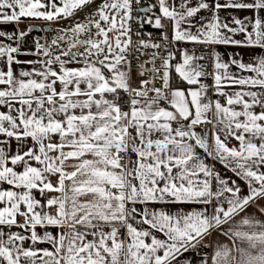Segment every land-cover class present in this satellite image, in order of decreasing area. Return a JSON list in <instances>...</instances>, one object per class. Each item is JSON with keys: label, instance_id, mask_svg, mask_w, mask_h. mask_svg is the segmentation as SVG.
Segmentation results:
<instances>
[{"label": "snow or ice", "instance_id": "obj_1", "mask_svg": "<svg viewBox=\"0 0 264 264\" xmlns=\"http://www.w3.org/2000/svg\"><path fill=\"white\" fill-rule=\"evenodd\" d=\"M93 4L32 50L35 25L0 30V264H192L185 254L210 247L200 264H264V0H0V25ZM134 20L158 40L134 44ZM181 42L259 52L224 62L213 48L222 103L201 83L203 55L177 60Z\"/></svg>", "mask_w": 264, "mask_h": 264}, {"label": "crops", "instance_id": "obj_2", "mask_svg": "<svg viewBox=\"0 0 264 264\" xmlns=\"http://www.w3.org/2000/svg\"><path fill=\"white\" fill-rule=\"evenodd\" d=\"M155 2H156V0H151L150 5L154 4ZM177 2H178V0H177ZM221 2H223V0H221ZM96 3H99V0H96ZM194 3H195V0H193V4ZM95 7H96V4H93L91 6V8H86L85 10L78 12L77 15H75L74 17L69 18V19L64 20V21H61L59 23L49 24V23L44 22V21H34V20L25 19V20H23L22 23H20L18 25L15 24V23L0 25V30L7 31V32L11 33V32H18L20 30H27L30 27H32L33 25L41 27V29H42L41 31H39V32L33 31L25 39L24 50H32L33 49V40L35 39L36 36H40L39 34L43 33V35H41V36L45 37V33L48 32L51 29L52 26L63 24V23L72 21L74 19H78L81 16L86 17L87 13L89 11H91L92 9H94ZM229 12H232L234 15H237L240 18H243L246 15H251V12H249V11H238V10H231V9L222 10L220 12V15L223 18V17L228 16ZM157 14H159L158 10H157ZM199 15L207 17L208 13L206 11H202ZM262 15H264V13H262ZM196 19H198V17ZM162 23L165 24V30L168 33L169 37H171V34H172L171 23L169 21H167V20H162ZM46 27H49L48 31H45ZM236 38L240 39L241 37L237 36ZM5 43H8V41L5 40ZM214 49L221 54L222 60L224 62H229L232 58H236V59H241L242 58L244 62H249L251 60V58H252L253 53L254 52H259V49H254L253 50V49L237 47V46H232V45H227V46L226 45H217V46H214ZM192 54H194V53H192ZM194 55L199 57V55H197V54H194ZM179 58H180V56L177 57V60H179ZM19 59H21V60H31V59H37V57L29 55V56H20ZM198 63L201 64L200 61H198ZM3 67H4V63H3V61H0V68H3ZM14 67L17 68V70H18L19 67L27 68L29 66L23 65V66H14ZM138 71L139 70H133L134 76H135V73L138 72ZM230 71L231 72H238L239 70L233 65V66L230 67ZM244 74L246 75V73H244ZM136 79L138 81L139 77H136ZM201 83H203V77L201 78ZM177 84H181V86H183V87H188L186 84H182V82H180L178 79H173V85L175 86ZM211 88L212 87L209 88L210 97L213 100L220 99L221 102L223 103L224 102V98L216 96V94L214 92H212ZM225 90L231 91L233 89H225ZM0 110H3V109H0ZM202 125H203V127H201L200 125H198L196 127V131L197 132H202L204 129H212V125H210V124H208V125L202 124ZM231 143L234 144L236 142L235 141H231ZM15 148H16V142L13 141L12 142V150H15ZM198 151L201 153V155H203V150H198ZM208 162L210 164L215 163L216 169L219 170L222 175L233 176V173L231 171L225 170L222 164H219L218 162L211 161V160H209ZM4 187H6V185ZM38 198H39V196H38ZM180 207H183V206H180ZM188 207H200V206L199 205H192V206H188ZM173 210L175 211L176 208L174 207ZM249 211L251 212L252 209H250ZM214 238H218L220 243L228 244L229 247H231V243L227 240L226 237L219 236L218 234H214ZM41 246L43 247L44 245H41ZM203 249H208L209 253L207 255L201 254L199 252L198 253L197 252L187 253V254H185V258L188 261L192 262V264H200V260L203 257L207 256V257L210 258L211 255H212V252H213V248L212 247L203 248ZM181 264H183V260H182Z\"/></svg>", "mask_w": 264, "mask_h": 264}, {"label": "built area", "instance_id": "obj_3", "mask_svg": "<svg viewBox=\"0 0 264 264\" xmlns=\"http://www.w3.org/2000/svg\"><path fill=\"white\" fill-rule=\"evenodd\" d=\"M151 3V0H141V4L138 6V8H145L149 6ZM132 28H133V42L134 44L143 39V40H149L148 33H151V39L152 41H157L158 38L161 35V30L153 28L151 25L145 24L142 28L140 27L139 23L136 22L135 20L132 22ZM165 28H164V30ZM136 32H139L140 35L137 36L135 35ZM37 37H44V36H36ZM44 39H41V43H44ZM214 46L207 47L204 45H198V44H193V43H177L174 44L172 47V51L176 53L177 57L179 56L180 52L184 49H187L189 52L197 54L199 56L203 55L205 59L200 60L201 65H203L202 70L205 72V77H203V84L207 85L209 88L212 87L213 85V80H212V73H213V57H212V50ZM152 54V49L146 50V52L143 55L136 54L137 58L133 60V70H139L138 65L144 61H147L150 59ZM159 65V62H158ZM146 67L151 68V65H146ZM146 78V77H145ZM157 87H159V83H156ZM111 98V97H109ZM203 127V125H200ZM199 253L207 255L209 253L208 249H200Z\"/></svg>", "mask_w": 264, "mask_h": 264}, {"label": "rangeland", "instance_id": "obj_4", "mask_svg": "<svg viewBox=\"0 0 264 264\" xmlns=\"http://www.w3.org/2000/svg\"><path fill=\"white\" fill-rule=\"evenodd\" d=\"M89 12L87 13V15L89 14ZM84 19H85V17L81 16L78 19H74L72 21H69V22H66V23H63V24H59V25H56V26H52L51 29L48 32L45 33V37H47L48 41L50 42V40L55 37V35L57 33V29L68 27V26L76 23L77 21H83ZM39 35L41 36V35H43V33H41Z\"/></svg>", "mask_w": 264, "mask_h": 264}, {"label": "water", "instance_id": "obj_5", "mask_svg": "<svg viewBox=\"0 0 264 264\" xmlns=\"http://www.w3.org/2000/svg\"><path fill=\"white\" fill-rule=\"evenodd\" d=\"M33 27V26H32ZM32 27H30V28H32ZM35 28L37 29V30H34V31H37V32H39V31H41L42 29H41V27H39V26H35ZM49 30V27H46L45 28V31H48ZM33 32V31H32Z\"/></svg>", "mask_w": 264, "mask_h": 264}]
</instances>
